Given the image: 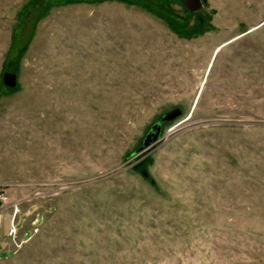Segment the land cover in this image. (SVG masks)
I'll use <instances>...</instances> for the list:
<instances>
[{
  "label": "rangeland",
  "instance_id": "1",
  "mask_svg": "<svg viewBox=\"0 0 264 264\" xmlns=\"http://www.w3.org/2000/svg\"><path fill=\"white\" fill-rule=\"evenodd\" d=\"M198 1L0 0V264H264V0Z\"/></svg>",
  "mask_w": 264,
  "mask_h": 264
},
{
  "label": "water",
  "instance_id": "2",
  "mask_svg": "<svg viewBox=\"0 0 264 264\" xmlns=\"http://www.w3.org/2000/svg\"><path fill=\"white\" fill-rule=\"evenodd\" d=\"M186 7H188L191 10H196L200 7V3L198 0H183ZM191 4V5H190ZM188 5V6H187ZM2 79L4 84L8 86H14L15 85V73L5 71L2 75ZM179 114V110H174L173 112L167 113L162 116L161 120L169 119L175 115ZM160 130V122H155L151 127L149 132L147 133L141 148L142 149H148L152 143L158 138Z\"/></svg>",
  "mask_w": 264,
  "mask_h": 264
},
{
  "label": "built area",
  "instance_id": "3",
  "mask_svg": "<svg viewBox=\"0 0 264 264\" xmlns=\"http://www.w3.org/2000/svg\"><path fill=\"white\" fill-rule=\"evenodd\" d=\"M14 234H15V225L12 222V224H11L9 230H8V235L9 236H14Z\"/></svg>",
  "mask_w": 264,
  "mask_h": 264
}]
</instances>
